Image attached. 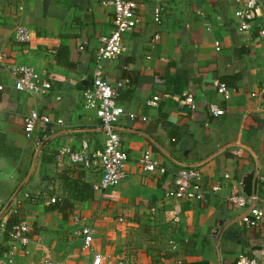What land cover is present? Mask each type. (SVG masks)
<instances>
[{
  "label": "crops",
  "instance_id": "crops-1",
  "mask_svg": "<svg viewBox=\"0 0 264 264\" xmlns=\"http://www.w3.org/2000/svg\"><path fill=\"white\" fill-rule=\"evenodd\" d=\"M138 23L124 35L125 52L103 63V73L118 91L117 104L125 114L116 130L127 154L125 179L119 186L94 191L93 199L75 202L67 219L51 198H63L66 174L95 185L101 178L97 162L89 168L56 161L57 151L86 145L101 149L105 134L99 120L82 103L90 87L99 39L113 30L112 9L106 0H0V211L30 170L36 142L64 130H87L58 136L40 152L34 172L11 208L28 226V254L19 250L13 264H233L246 256L264 264V15L240 31L234 0H132ZM264 6V0H257ZM161 9L159 23L154 10ZM18 25L30 30L31 40H14ZM218 44V50L216 49ZM28 66L51 84L43 96L14 89L10 70ZM214 81L227 87L218 94ZM190 94L195 111L181 109ZM158 97L155 106L148 101ZM215 104L224 115L213 117ZM31 111L50 119L37 124L26 137L23 119ZM146 121H141V118ZM61 120L63 126L56 125ZM152 140L174 160L192 164L229 144L248 147L259 164L256 206L263 212L259 226L239 222L243 210L228 202L242 194L243 176L256 169L252 156L230 147L196 168L208 192L203 201L167 197L177 172ZM166 172L147 173L139 164L144 152ZM228 175V178H225ZM79 216L91 226L92 244L83 250ZM6 218V217H5ZM4 218V220H5ZM224 229L218 250L213 232ZM3 257H0V264Z\"/></svg>",
  "mask_w": 264,
  "mask_h": 264
},
{
  "label": "built area",
  "instance_id": "built-area-1",
  "mask_svg": "<svg viewBox=\"0 0 264 264\" xmlns=\"http://www.w3.org/2000/svg\"><path fill=\"white\" fill-rule=\"evenodd\" d=\"M240 7L234 12V17L238 21L240 31H247L256 18L264 15V6L259 4L257 0H234ZM106 6L112 9L113 13V30L105 37L99 39V46L96 51L95 65L92 71V82L89 88L82 93V103L86 110L94 113V116L99 120L100 128L105 134L104 145L98 150H89L86 145L81 149L74 151L69 147H61L57 151L56 161L61 163L64 158H67L72 164L89 168L94 162H97L101 169V178L99 182L93 185L94 191H106L116 188L125 179L124 163L127 160V154L121 148V140L114 129L123 116H127L129 120L134 121L136 116L131 113L125 114L122 107L117 104L118 91L128 84V81H118L112 86L105 74L103 73V63L113 61L121 56L126 48L124 46L123 37L131 32L138 23L136 9L137 5L132 0H106ZM161 9L156 8L153 14L155 23H159ZM264 36V30L259 32ZM14 40L17 43L25 44L31 40V33L28 28L23 25H18L13 33ZM218 50V44H216ZM0 55V62L2 61ZM10 74L14 80V89L20 92L27 93L31 96L46 95L51 84L47 80L39 77V75L30 67H17L10 70ZM218 94L228 97L227 87L224 83L214 81L212 83ZM1 89V87H0ZM159 101L158 97H153L148 101V105L155 106ZM187 107L191 111H195V101L192 95L184 94L183 102H179V107L183 109ZM209 114L213 117L224 115V110L217 107L215 104H209L207 108ZM141 121H146L142 117ZM42 123L43 126L48 125L50 119L45 115H39L37 111H31L23 119V130L26 137H31L35 131L37 124ZM56 125L63 126L61 120L56 121ZM47 138L43 136L42 140L36 142L37 148ZM139 164L147 173L158 172L164 174L166 169L160 166L153 158L150 151L143 153L139 159ZM228 178V175H225ZM219 187H205L200 172L197 169H180L173 181V188L168 190L166 195L169 198H175L185 201H203L208 192H217ZM57 198H51L49 204H55ZM228 202L244 212L241 215L239 222L249 228H255L263 220V212L256 206L257 197H246L244 194H231L228 197ZM252 203L254 205L251 207ZM251 207V208H250ZM7 213L17 214V209L9 208ZM5 217L2 218L4 220ZM0 221V229L3 230V224ZM75 222L80 224V235L83 240L82 249L86 250L92 244L91 226L85 224L79 216L74 217ZM28 226L24 220H20L12 227L8 233V250L3 255L1 264H13V257L19 250H23L28 254L26 249V237ZM1 238V234H0ZM102 257L97 255L93 258L92 264H102ZM42 264H58L53 261H45ZM233 264H258L256 259L246 256H239Z\"/></svg>",
  "mask_w": 264,
  "mask_h": 264
},
{
  "label": "water",
  "instance_id": "water-1",
  "mask_svg": "<svg viewBox=\"0 0 264 264\" xmlns=\"http://www.w3.org/2000/svg\"><path fill=\"white\" fill-rule=\"evenodd\" d=\"M115 130H119V128L115 127ZM100 131H103V129H101ZM87 132V130H64V131H60L57 133L52 134L51 136L47 137L42 143L41 145L37 148V150L34 153L33 156V161L30 167L29 172L27 173V175L25 176L24 180L21 182V184L18 186V188L15 190V192L12 194V196L8 199V201L6 202V204L4 205V207L2 208V210L0 211V221L2 220V218L4 217V215L7 213V211L9 210V208L13 205L15 199L17 198V196L20 194V192L25 188V186L27 185L29 179L31 178L35 166H36V162L38 159V156L40 154V152L42 151L43 147L50 142L51 140H53L54 138L58 137V136H63V135H69V134H76V133H85ZM151 143H153L158 150L164 154L174 165L178 166L179 168L182 169H196L198 167H200L201 165H203L204 163H206L207 161H209L210 159H212L213 157L219 155L220 153H222L223 151H225L226 149L230 148V147H237L240 148L246 152H248L255 163L256 169L254 171H251L247 174H245L241 180V185H240V189L242 194H244L246 197H256L257 196V185H258V177H259V164L258 161L256 159V156L254 155V153L246 146L244 145H239V144H229L224 146L223 148H221L220 150H218L217 152H215L214 154H212L211 156H209L208 158H206L205 160H202L200 162H196V163H192V164H187V163H183V162H179L176 161L174 159H172L165 151L164 149H162L160 146H158V144H156L155 142H153L152 140H150ZM254 205V203H252L251 207ZM250 207V208H251ZM241 216H239L240 219ZM237 219V220H239ZM237 220H234L228 224H226L225 226H217L213 232L214 238H215V242H216V248L218 250V245H219V239L224 231L225 228H227L229 225L235 223Z\"/></svg>",
  "mask_w": 264,
  "mask_h": 264
},
{
  "label": "trees",
  "instance_id": "trees-1",
  "mask_svg": "<svg viewBox=\"0 0 264 264\" xmlns=\"http://www.w3.org/2000/svg\"><path fill=\"white\" fill-rule=\"evenodd\" d=\"M73 178L70 175H64L61 180L63 182V191L65 196L57 200L54 204L56 209L62 213L63 219H67L71 214L75 202H86L93 199L94 189L93 186L86 183L80 173ZM5 220H2L3 230L0 229V257L2 258L4 253L8 250V233L12 227L15 226L19 221L20 217L17 214L6 213L4 215Z\"/></svg>",
  "mask_w": 264,
  "mask_h": 264
}]
</instances>
